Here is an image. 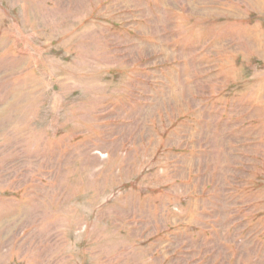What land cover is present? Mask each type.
Masks as SVG:
<instances>
[{
	"label": "rangeland",
	"instance_id": "obj_1",
	"mask_svg": "<svg viewBox=\"0 0 264 264\" xmlns=\"http://www.w3.org/2000/svg\"><path fill=\"white\" fill-rule=\"evenodd\" d=\"M0 264H264V0H0Z\"/></svg>",
	"mask_w": 264,
	"mask_h": 264
}]
</instances>
